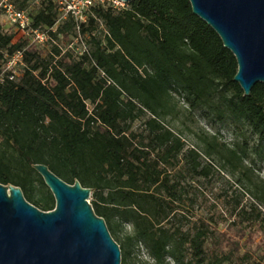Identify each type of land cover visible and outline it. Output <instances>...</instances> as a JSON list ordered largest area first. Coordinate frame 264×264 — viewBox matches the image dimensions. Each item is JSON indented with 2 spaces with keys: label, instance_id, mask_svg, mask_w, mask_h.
Here are the masks:
<instances>
[{
  "label": "trees",
  "instance_id": "16d2710c",
  "mask_svg": "<svg viewBox=\"0 0 264 264\" xmlns=\"http://www.w3.org/2000/svg\"><path fill=\"white\" fill-rule=\"evenodd\" d=\"M87 12L77 25L68 17L66 25L55 29L57 17L51 9L31 14L32 26L47 30L46 43L68 23L74 30L68 40L72 43L74 36L100 21L106 28L104 41L91 35L94 49L81 54L72 45L62 51L53 41L42 56L38 43L29 39L13 43L15 30L5 33L0 27V73L6 56L24 49L15 78L0 77V142L11 150L0 153V183L25 188L24 179L13 172L11 159L31 170L33 164H46L64 181L78 180L90 187L98 216L106 213L103 204L108 203L129 218L136 237L157 261L169 254L176 264H231L230 252L213 244L215 235L203 223L185 231L159 225L185 194L174 174L184 169L179 163L196 172L199 165L197 153L183 151L181 139L157 120L151 101L174 90L183 92L193 106L214 91L222 100L219 113L247 128L253 138L250 143L241 136V147L234 144L232 152L239 151L254 162L252 156L264 160V83L243 94L233 80L237 69L233 54L193 14L189 0H132L118 9L96 4ZM130 86L139 93L123 101L122 91ZM131 98L152 112L146 134L128 129L127 123L136 116ZM254 195L264 203V196ZM242 218L250 222V217ZM184 244L190 249L187 259L176 254ZM247 254L239 255L240 260Z\"/></svg>",
  "mask_w": 264,
  "mask_h": 264
},
{
  "label": "rangeland",
  "instance_id": "374dc122",
  "mask_svg": "<svg viewBox=\"0 0 264 264\" xmlns=\"http://www.w3.org/2000/svg\"><path fill=\"white\" fill-rule=\"evenodd\" d=\"M8 1L18 8L27 9L32 15L41 9L45 11L51 9L57 17L54 29L59 24L62 25L61 27L66 25L69 17L62 12V4H59V0ZM128 3L120 1L113 7L126 8ZM0 27L5 33L14 32L2 12ZM90 27H92L90 31L77 34L73 37L72 43H68L74 31L68 23L56 37H52V41L45 42V45L39 44L38 53L45 56L54 42L62 51L72 45L77 54L89 50V47L94 49L93 43L90 42L91 35H97L104 41L106 28L100 21ZM13 37L18 38L15 35ZM143 67L140 66L139 71H142ZM136 93L139 92L130 86L128 90L122 91L121 99L127 101L130 95ZM182 93L174 90L163 92L157 100L151 101V105L156 111L157 120L181 139L183 151L193 149L197 153L199 167L196 172L187 169L189 167L187 163H179L184 169L174 174L180 179L179 185L182 186L185 194L182 195L181 203H173V209L163 220H160L159 225L170 227L171 230L179 227L180 231H185L203 223L215 235L216 242L213 244L230 252L231 264H264V215L262 214L264 203L254 195L264 196V160L252 156L254 162H251L250 159L243 158L239 151L232 152L234 144L237 143L241 147V136L250 143L253 142V138L247 128L236 126L219 113L222 100L218 94L212 91L210 96L204 95L192 106ZM188 98L192 100L191 96ZM131 99L136 104L134 110L136 116L127 123L128 129L146 134L148 128L146 121L153 117L152 112L138 99ZM4 151L11 153V150L5 149L0 142V153ZM11 166L13 172L24 179L25 188L21 187V189L26 200L41 210H46L43 209V205H55L52 192L35 169L31 170L17 164L12 159ZM201 168L207 169V173H202ZM28 195L32 199H28ZM88 202L92 205V191ZM103 206L107 210L102 217L110 235L119 245L120 264H176L169 254L160 261L154 259L144 242L136 237V230L130 219L122 217V213L113 210L112 204L105 203ZM243 210H247V213L242 216ZM180 215H185L186 218L180 219ZM242 217L245 219L250 217V222H246ZM205 244L207 247L211 245L210 238L206 239ZM244 251L248 252V258L241 261L239 255ZM176 254L184 256L185 259L190 257L188 244L180 246Z\"/></svg>",
  "mask_w": 264,
  "mask_h": 264
},
{
  "label": "water",
  "instance_id": "95a60500",
  "mask_svg": "<svg viewBox=\"0 0 264 264\" xmlns=\"http://www.w3.org/2000/svg\"><path fill=\"white\" fill-rule=\"evenodd\" d=\"M189 2L193 14L233 54V80L243 94L264 83V0ZM32 166L55 205L41 210L26 200L19 186L0 183V264H120L119 245L88 202L92 189L78 180L64 181L46 164Z\"/></svg>",
  "mask_w": 264,
  "mask_h": 264
},
{
  "label": "built area",
  "instance_id": "2783aa9c",
  "mask_svg": "<svg viewBox=\"0 0 264 264\" xmlns=\"http://www.w3.org/2000/svg\"><path fill=\"white\" fill-rule=\"evenodd\" d=\"M59 2L60 5L62 4V12L71 17L77 25V23L85 20L86 12L91 6L96 4L115 6L120 0H59ZM0 8L5 19L14 28L15 36L18 37L17 39L16 37L12 38L13 43L17 40L29 39L30 43L44 44L49 40L47 30L32 26L31 13L27 9L18 8L8 0H0ZM23 50V48H18L6 56L0 77L6 75L9 79L15 78L17 67L22 64ZM262 213L264 215V208H262Z\"/></svg>",
  "mask_w": 264,
  "mask_h": 264
}]
</instances>
